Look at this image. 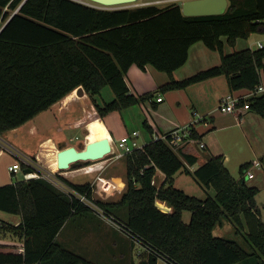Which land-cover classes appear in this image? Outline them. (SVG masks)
<instances>
[{"label":"trees","instance_id":"1","mask_svg":"<svg viewBox=\"0 0 264 264\" xmlns=\"http://www.w3.org/2000/svg\"><path fill=\"white\" fill-rule=\"evenodd\" d=\"M22 1L0 0L4 19L21 5L0 32V136L81 86L104 118L147 100L156 109L153 98L158 92L185 89L221 75L231 92L251 91L262 83L264 46L232 53L226 48L235 46L239 38L264 33V0H229L225 13L204 16H186L177 3L106 9L77 0ZM199 41L219 52L220 64L184 79L174 78L175 70L187 62L191 46ZM134 65L141 69L151 65L170 80L156 92L136 96L126 81ZM106 87L114 98L102 103ZM248 100L249 110L264 117V94ZM143 123L153 132L146 119ZM193 136L202 139L204 134L195 129ZM125 159L128 189L118 201L95 199L90 183L62 179L93 199L127 232L132 247L140 248L138 263L130 264H158L159 259L169 264H247L251 257L264 264L259 187L249 185L244 177L250 163L241 166L243 176L238 180L223 155L208 156L191 171L188 167L199 160L197 150L188 144L176 152L161 139L147 142ZM21 166L28 167L24 161ZM158 170L166 176L159 188L152 184ZM179 171L214 188L215 195L200 199L187 194L175 185ZM158 201L171 211L161 209ZM0 210L21 216L17 225L2 221L0 237L12 234L25 245L20 251L15 245L0 244V264H94L57 241L73 215L93 210L77 196L45 178L21 179L0 185ZM124 210L127 222L120 219ZM185 211L191 212L188 223L183 221ZM224 217L237 224L238 232L245 231L250 250L239 241L215 235Z\"/></svg>","mask_w":264,"mask_h":264},{"label":"rangeland","instance_id":"2","mask_svg":"<svg viewBox=\"0 0 264 264\" xmlns=\"http://www.w3.org/2000/svg\"><path fill=\"white\" fill-rule=\"evenodd\" d=\"M79 1L95 7L103 8V6H101L100 4L90 0ZM156 1L157 0H138L135 3L117 5L113 6L112 8L106 9L132 8L143 5L146 2H150L149 4H156L159 6H166L171 3L178 4L179 2V0H169L161 2ZM259 39H262L261 41L264 43V33H255L248 39L239 38L235 46L238 50L247 47L257 48V41H259ZM84 95L85 94L80 95L77 93L76 97L80 98L82 96L83 98ZM109 95H113V92L110 87H106L102 92L100 101L102 103L111 101L114 96L110 97ZM65 104H67V106H65ZM61 109H63V111L64 109H66V112L65 114L64 112H62V116H59V111H62ZM123 111L116 113H121V115L123 116V120L130 129L138 128L140 133L139 143L145 144L146 142L151 141L153 136L144 126V115L140 113L133 114L132 112H129L130 110H126L124 112ZM219 113L221 114L218 115L219 119L215 123L216 127H213V125H211L208 133L205 134L204 137L200 140L201 142L208 145V147L201 149V157L204 156L203 160H205L207 156L223 155V160L226 167L230 170L233 177L237 180L243 176L240 170L241 166L243 164L250 163L249 165L250 167H252L251 169L253 170L255 176L250 178L245 173V181L249 185H255L259 187L257 202L261 207L264 216V117L251 110H248L243 115L241 114L242 116L234 113H222L220 110ZM98 116L99 115L97 113L96 107L92 103L91 99H88V97L85 96L80 101H78L77 99L72 102L67 98H64L54 106H52L51 109L45 110L37 118L34 119V122L37 123L40 130L39 134L24 135L18 132H9L6 135L7 137H9V141L13 142V144H17L19 142L21 145H23L25 151L31 152L32 149L33 151H35V144L36 146L37 144H39L40 140H42L41 137L46 138L48 136L56 140V142H54L56 149L59 148L57 141L62 140L66 137L71 140L69 142H65L66 147L75 146L79 150H81L85 148L87 142V124L92 120L98 118ZM132 116L134 117L133 121ZM78 117L80 118V120L78 119ZM114 117L115 116L111 117V121H114ZM211 118L212 117L210 116L209 120ZM77 120H79V122L81 123L80 128L70 127L74 124V122H77ZM200 124L204 123L201 122L197 125ZM146 134L148 138L146 139V141H144V135ZM0 139L4 138L0 137ZM195 146L198 148V144H196ZM48 152L49 151L46 149L45 153ZM107 158L108 156H104L100 159H92L84 162H81L82 160H80L77 163H82L81 165L83 167H88L94 164L96 165V167H90L92 168L91 170H89V168L85 170H79L80 165H72L70 168L63 170L62 174L57 173L58 177H64L74 183L83 184L93 183L98 175H103L113 182V193L111 195H108L105 192H95L94 198L104 201H118L122 198V196L128 189L126 159L125 157H122L115 161L109 162ZM73 159V157H70L68 161ZM14 160L19 164L22 163V160L15 158L9 152H6V154L2 156V158H0V182L9 183L10 181H12V183H14L16 182V180L23 179L22 171H19L12 176V173L7 169V165ZM256 160L261 162L262 167L257 168L253 166L252 163ZM37 166H41V164ZM198 166L199 163H196L194 165V168H198ZM56 167L58 166L56 165ZM190 167L188 168L192 171ZM48 170L56 171L52 168H49ZM154 178H156L157 183H159L161 181L160 173L158 172ZM175 185L178 188L184 190L187 194L200 199H205L207 196H213L216 193L214 188H206L195 178L194 175L186 174L184 171H179L176 174ZM20 219V215L0 210L1 221L16 224ZM101 219L105 222L106 225H109L110 227L113 226L111 222L108 221V219L99 215L94 209L77 213L73 215L69 219V223L64 226V228H62L60 234L57 237V241L65 248L72 250L83 257L93 260L96 263L98 261H104L106 264L119 261L120 257H115L114 255H116L117 252L123 250V248L126 249V245H128L131 262L135 261L136 263H138L140 258L138 256V252L140 248L132 247L130 241L125 238L126 234L124 232L120 231L125 236L121 237L119 236L121 235L120 232H116L114 230L116 232L115 236L121 237V246L119 248L112 247L111 244H109V242L112 240V235H110V237L108 234L103 239L100 237L101 235H99V227L101 225ZM120 219L123 222H127V213L125 210L120 214ZM190 220L191 212L185 211L183 214V221L188 223L190 222ZM222 221L223 224L215 228V235L239 241L245 248L250 250L248 242L246 241L244 236L245 231L241 229V232H238L236 230L237 224L226 217H224ZM1 238L7 239L8 241L17 240L12 234L3 235ZM130 260L128 264H130ZM124 263L125 261L121 264ZM158 264L169 263H167L163 259H159ZM247 264H258V259L256 257H251Z\"/></svg>","mask_w":264,"mask_h":264},{"label":"crops","instance_id":"3","mask_svg":"<svg viewBox=\"0 0 264 264\" xmlns=\"http://www.w3.org/2000/svg\"><path fill=\"white\" fill-rule=\"evenodd\" d=\"M259 40L261 41L262 39H259ZM234 50H238L236 46H227L226 48L227 53H232ZM220 62H221V56L219 52L207 48L203 42L199 41L191 46L189 50V58L187 62L183 66L175 70L173 76L176 79H184L196 73L199 70L218 65L220 64ZM169 78L170 77L168 74L155 69L151 65L146 66L145 69H141L138 66L134 65L130 68L127 74V77H126V81H127V84L131 92L135 94L136 96H140L146 93L156 92L159 86L167 83L170 80ZM262 81L264 83V76H263ZM77 89L69 93L64 98H67L69 101L72 102L77 99L78 101H80L86 96L90 100L85 90H84L85 95L83 96V98L82 96L80 98H77L76 97ZM245 92H247L246 89H241L238 91L231 92L229 89L226 77L224 75H221V76H217V77L190 85L185 89L170 90L165 93L158 92L153 98V101H157L158 103V106L156 109L152 108L151 100H147L143 103L126 108L124 109V111L130 110L129 112H132L133 114L140 113L144 115L145 117L144 120L146 119L148 121V124L152 128L153 132H150L152 136L156 132L162 133V132L169 131L171 129H174L180 126H187L191 123L193 117H196L197 115L204 116L208 120H209V117L211 116L212 118L209 120L210 125L208 124L207 127L205 124H200V125L195 126V129L200 134L205 135L208 133L211 125H213V127H216L215 123L219 119L218 115L221 114L219 113L218 106H219V101L222 99V97L229 93L241 94ZM109 96L113 97L114 94L109 95ZM158 98H161V100H158ZM65 106H67V104H65ZM51 108L52 106L49 109ZM61 110L62 111H59L60 113L59 116L60 115L62 116V112H64V114L66 112V109H64V111L63 109ZM42 112L37 114L34 118L27 121L22 126L13 129L10 132H15V133L18 132L24 135L39 134L40 130L38 128L37 123L34 122V119L37 118ZM242 115L240 114V116ZM112 116H115L114 121H111ZM78 119L80 120L79 117ZM79 120H77V122H74V124L71 125L70 127L80 128L81 123L79 122ZM133 120H134V117L132 116V121ZM86 128L88 129V133L86 135V138H87L86 144L89 142L98 141L100 139L109 138L112 146L114 145V143L112 142V139L118 140L120 137H122L123 135L127 133H131L134 130L139 131L138 128L130 129L125 123V121L123 120V116L121 115V113H116V112L111 113L105 116L104 118L98 116V118L89 122ZM0 137L4 138V139H0V158H2V156H4L6 152L7 153L9 152L15 158L22 160V161H25L29 158L35 164L37 165L41 164V167L46 170H48L49 168L50 169L52 168L53 170H57L58 168H60L57 162L58 153L61 149L60 148L61 146L59 145H61V143L71 141L66 137L62 140L57 141L59 148L56 149L54 145L55 144L54 142H56V140H54V138L50 136L46 138L41 137L42 140H40L39 144H37V146L35 144V148H34L35 151H33L32 149L30 152V151H25L23 148V145H21L19 142L17 144H13V142L9 141V137H7V135H3ZM144 137H145L144 141H146V139L148 138L147 134L144 135ZM191 146H193L199 154V160L197 163H199L200 165L208 158V156L206 157L205 160H203L204 156L201 157V149H199V147L197 148L194 145H191ZM206 147H208L207 144H206ZM46 149L49 151L48 153H45ZM70 157H73L74 158L73 160L80 158V157L76 158L72 154V152H70L66 161H68ZM73 160H70V161H73ZM14 163H18V162L14 160L13 162L7 165L8 171H9V166ZM56 165L58 167H56ZM92 167L94 168L96 167V165L94 164L92 165ZM190 168L192 169V171L197 169V168H194V165L191 166ZM91 169L92 168H89V170ZM11 173H12V176L15 174L13 172ZM9 183H12V181H10ZM4 184H8V183L0 182V185H4ZM20 221L21 219L16 224L20 223ZM68 223H69V220L66 222L65 226ZM99 229H100L99 235H101L100 237L102 239L108 234L109 236L112 235L114 237L113 238L110 236L112 240L109 242V244H111L112 247L119 248L121 246V243H120L121 237L122 236L125 237V236L119 230H117L113 226L110 227L109 225H106L102 219H101V225ZM114 230L116 232H120L121 235L119 236L121 237L115 236L116 232ZM125 238L128 239L127 237ZM7 241H8L7 239H3L0 237V244H6ZM10 241H14V240H10ZM15 241H18V240H15ZM114 256L120 257V259L119 261H116L110 264H121L124 261H125L124 264H128L131 258L128 245H126V249L123 248V250H121L120 252H117V254ZM94 264H106V263L104 261H98L97 263L94 261Z\"/></svg>","mask_w":264,"mask_h":264},{"label":"built area","instance_id":"4","mask_svg":"<svg viewBox=\"0 0 264 264\" xmlns=\"http://www.w3.org/2000/svg\"><path fill=\"white\" fill-rule=\"evenodd\" d=\"M25 0L22 1V3ZM161 1H169V0H157L156 2ZM178 1V0H177ZM180 1V0H179ZM185 1V0H183ZM21 3V4H22ZM150 2H146L143 5L149 4ZM8 7H5V10ZM18 9V8H17ZM16 9V10H17ZM15 10V11H16ZM10 17L7 19H4L2 16L0 18V31L5 27V25L8 23ZM258 47H263L264 43L262 41H257ZM262 77L264 76V68L260 70ZM264 94V83L258 85V87L254 90L247 91L245 93L241 94H234L229 93L222 97V99L219 101L218 110H220L222 113H234L237 115L243 114L246 111H248L251 108L249 98L256 95V94ZM158 100H161V98H158ZM203 122L205 125L209 124V120L204 116H196L193 117L191 123L187 126H180L174 129H171L169 131L165 132H156L153 135L152 140L161 139L165 141L174 151L179 152V150L188 145H196L198 144V147L200 149L206 148V144L201 142V139L195 138L193 136V131L195 130V126L198 123ZM140 133L137 130L132 131L131 133H127L120 137L118 140L112 139V142L114 145L112 146V150L110 153H108L106 156H108L107 160L109 162L115 161L117 159H120L122 157H125L128 153H131L135 151L136 149L143 148L145 144L139 143ZM27 164V168H23L21 164L14 163L9 166V171L13 173H17L19 171L23 172V179H30V178H45L51 183H53L58 189L63 191L64 193L77 196L81 202H84L85 204L89 205L92 209H94L99 215L103 216L104 218L108 219L109 222L113 225V227L118 228L120 231L124 232L127 235V232L119 226L118 223H116L111 217L107 216L105 212L102 210V208L97 205L96 202H94L93 199L89 198L87 194L85 193H79L77 190L73 189L72 187L68 186L61 178L58 177V174L61 173L64 169L58 168L56 171H49L46 169H43L41 166H37L31 159H27L24 161ZM253 166L260 168L262 167V164L260 161H253ZM92 167V165L88 167H82L79 168V170H85L87 168ZM252 167H248L246 170V175L250 178L254 177L255 174ZM158 172L161 175V181L157 183L156 178H153L152 184L156 185L158 188L161 186L162 182L165 180V174L158 170ZM157 172V173H158ZM58 173V174H57ZM113 182L108 179L107 177H104L103 175H98L93 183H90V189L94 195L95 192H105L108 195H111L113 193ZM157 205L163 209L164 211H171V208L168 207L164 202H157ZM2 221L0 220V225ZM19 224V223H18ZM17 225V224H16ZM6 244L15 245L20 251H22L25 247L23 241H7Z\"/></svg>","mask_w":264,"mask_h":264},{"label":"water","instance_id":"5","mask_svg":"<svg viewBox=\"0 0 264 264\" xmlns=\"http://www.w3.org/2000/svg\"><path fill=\"white\" fill-rule=\"evenodd\" d=\"M90 1L100 4L101 6H103V8H112L113 6H117V5L135 3L138 0H90ZM178 5L182 8L183 14L186 16L219 15L226 12L229 5V0H185V1L180 0L178 2ZM20 6L18 7V9L20 8ZM17 10L15 12H17ZM15 12L10 16V19L15 14ZM77 93L83 95L84 88L82 86L79 87L77 89ZM111 150H112V144L110 139L104 138L98 141L87 143L85 148L81 150L77 149L75 146L61 148L58 153L57 162L60 169L65 170L70 168L72 165H80L81 168L83 167L81 165L82 163H77L78 161L82 160L81 162H84L92 159H100L106 156L108 153H110ZM70 152H72V154L76 158L77 157L80 158L70 162L66 161Z\"/></svg>","mask_w":264,"mask_h":264}]
</instances>
